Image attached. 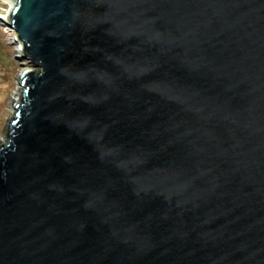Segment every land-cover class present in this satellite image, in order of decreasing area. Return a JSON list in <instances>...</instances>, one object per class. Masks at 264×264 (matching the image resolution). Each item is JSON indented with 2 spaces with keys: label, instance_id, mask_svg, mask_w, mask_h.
Masks as SVG:
<instances>
[{
  "label": "water",
  "instance_id": "obj_1",
  "mask_svg": "<svg viewBox=\"0 0 264 264\" xmlns=\"http://www.w3.org/2000/svg\"><path fill=\"white\" fill-rule=\"evenodd\" d=\"M29 69L0 140V264H264V0H14Z\"/></svg>",
  "mask_w": 264,
  "mask_h": 264
},
{
  "label": "rangeland",
  "instance_id": "obj_2",
  "mask_svg": "<svg viewBox=\"0 0 264 264\" xmlns=\"http://www.w3.org/2000/svg\"><path fill=\"white\" fill-rule=\"evenodd\" d=\"M0 0V17L8 7ZM7 23L0 18V140L4 138L12 110V98L17 91L22 72L29 69L17 55L5 30Z\"/></svg>",
  "mask_w": 264,
  "mask_h": 264
},
{
  "label": "bare ground",
  "instance_id": "obj_3",
  "mask_svg": "<svg viewBox=\"0 0 264 264\" xmlns=\"http://www.w3.org/2000/svg\"><path fill=\"white\" fill-rule=\"evenodd\" d=\"M3 3L8 7V9H7V11H4L5 15H2V17H0V18H2L3 21H5L6 23H8L9 12H10L11 7H12L13 4H14V0H4ZM26 72H27V71L22 72L21 76H22L24 73H26ZM21 76H20V77H21ZM15 94H16V93H15ZM15 94H14V96H13V98H12V103H13V101H14Z\"/></svg>",
  "mask_w": 264,
  "mask_h": 264
}]
</instances>
